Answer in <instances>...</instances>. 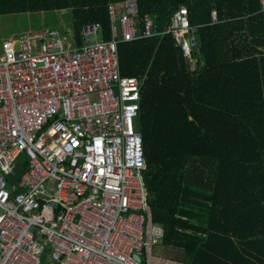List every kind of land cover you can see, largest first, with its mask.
<instances>
[{"label":"built area","instance_id":"obj_1","mask_svg":"<svg viewBox=\"0 0 264 264\" xmlns=\"http://www.w3.org/2000/svg\"><path fill=\"white\" fill-rule=\"evenodd\" d=\"M107 9L108 40L89 23L0 45V264L159 263L164 230L139 179L140 82L120 74L118 45L170 35L190 61L194 29L184 6L160 32L137 0Z\"/></svg>","mask_w":264,"mask_h":264},{"label":"trees","instance_id":"obj_2","mask_svg":"<svg viewBox=\"0 0 264 264\" xmlns=\"http://www.w3.org/2000/svg\"><path fill=\"white\" fill-rule=\"evenodd\" d=\"M119 1L0 0V16L69 10L74 36L85 24L99 23L108 40L107 6ZM137 3L139 18L150 15L158 32L186 7L203 52L200 64L195 52L185 60L170 35L118 45L120 74L140 82L134 122L143 150L139 179L152 221L164 230L160 248L179 251L177 264H264L260 0Z\"/></svg>","mask_w":264,"mask_h":264},{"label":"rangeland","instance_id":"obj_3","mask_svg":"<svg viewBox=\"0 0 264 264\" xmlns=\"http://www.w3.org/2000/svg\"><path fill=\"white\" fill-rule=\"evenodd\" d=\"M39 30H71L69 10L42 12V14H22L0 16V45L6 40L16 39L26 32ZM175 258H180L179 251H165L162 247L154 248L151 253L156 264H177Z\"/></svg>","mask_w":264,"mask_h":264},{"label":"water","instance_id":"obj_4","mask_svg":"<svg viewBox=\"0 0 264 264\" xmlns=\"http://www.w3.org/2000/svg\"><path fill=\"white\" fill-rule=\"evenodd\" d=\"M192 34L195 38V45L193 47V52L196 53V56H195L196 61H197V63L200 64V61L203 57V52H202V49L200 48L201 40H200L199 32L197 29H194V30H192Z\"/></svg>","mask_w":264,"mask_h":264}]
</instances>
